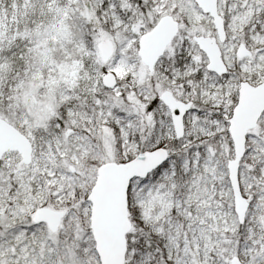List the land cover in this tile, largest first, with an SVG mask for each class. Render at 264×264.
Instances as JSON below:
<instances>
[{"label":"snow or ice","instance_id":"1","mask_svg":"<svg viewBox=\"0 0 264 264\" xmlns=\"http://www.w3.org/2000/svg\"><path fill=\"white\" fill-rule=\"evenodd\" d=\"M0 264H264V0H0Z\"/></svg>","mask_w":264,"mask_h":264}]
</instances>
